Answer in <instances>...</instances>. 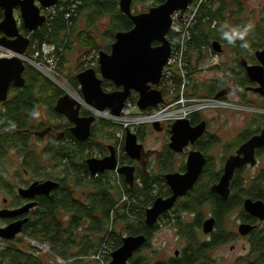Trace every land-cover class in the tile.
I'll list each match as a JSON object with an SVG mask.
<instances>
[{
    "label": "trees",
    "instance_id": "16d2710c",
    "mask_svg": "<svg viewBox=\"0 0 264 264\" xmlns=\"http://www.w3.org/2000/svg\"><path fill=\"white\" fill-rule=\"evenodd\" d=\"M119 1L60 0L57 7L54 8L55 13L48 15L47 22L30 34L31 43L32 45L49 44L62 47L64 52L59 56V65H64L65 53L70 47L71 37L77 29L79 18L84 17L86 11L89 25L92 26L96 25L100 19L110 18L111 22L107 35L115 42L117 32H125L133 28L131 20L121 13ZM139 1L142 0H134V2ZM152 1L157 4L162 3L160 0ZM243 12V0H203L197 9L193 25L189 29L191 40L188 42L184 60L187 92H193V96L200 97L199 93L204 92L208 98H217L228 85L226 80L228 77L225 75V78L214 80L200 88L198 85L194 86L193 90H190L193 77L197 73V65L204 60V53L208 50L212 54L215 53L212 49L213 42H220L222 47L231 46L235 50L234 54L237 60L242 59L249 52L254 53V57L251 56V58H253L252 61L255 60V52L260 50L261 48H258L264 44V19L246 37L249 43L248 49L241 48L242 42L240 40H236L235 44H230L222 37V29L227 31L247 24L240 20V15ZM67 15L70 17L67 18ZM21 26L24 28L23 24ZM27 32L29 33V31ZM93 33L87 31V38L91 40L87 54L91 52V57L101 52V46L94 42ZM177 36L171 31L168 34L171 41ZM111 44L104 46L107 52L111 50ZM193 54H196L195 60L192 59ZM28 55L33 54L28 53ZM86 60L91 63L96 61L95 58ZM243 60L245 59L238 60L235 70L229 75V79H233L235 84L240 86L249 81L245 75V68L241 65ZM26 66L27 84L23 88L17 89L18 93L7 102L8 110L0 116V159L3 157L1 155H6L7 152H13L15 149L20 154L41 155L43 153L44 159L48 156L54 161L56 167L62 168V172L55 179L60 182V187L54 190L51 195L43 196L41 208L36 210L30 223L22 231L23 235L33 242L34 246L28 244L30 249H27V246L26 249L18 247L16 244L18 236L11 240L1 241L0 264H57L45 259L43 253L40 252L41 249L39 251L35 246H47L52 257H60L65 261L71 260L70 264H87L93 256L100 253H102L101 261L92 260V264H110L112 253L123 244L122 234L117 230L119 224L122 226L123 233L125 232L127 235L145 234L149 241L152 238V233L159 231L162 226L175 225L177 216L174 213L168 215L167 220H163L161 225L156 224L148 227L145 224L147 209L143 208L142 204L147 202L151 206L156 198L165 196L168 186L164 177L143 179L138 175L135 178L134 186L130 187L126 183L125 177L119 173L106 171L92 175L89 172L86 164V160L89 159L87 151L91 152L96 149L100 153L108 154L105 153L106 150L108 152V147L115 143L116 132L113 133V130L118 128L115 123L102 118L98 119V123L92 126L90 138L85 142L75 139L71 133V127L65 136L71 140L70 144H67L66 140L55 141L48 144L42 152L38 151L36 146H31L29 130H34V125L38 126L37 130L45 128V124L36 122L37 119L30 115L31 112L33 110L39 112L41 105L48 104L49 111L62 119L63 117L54 111V105L64 93L58 87H54L49 79L40 75L36 69L27 64ZM96 68L99 70L98 61ZM183 82V77L175 72L174 85L176 90L181 87ZM71 83L78 87L76 78L71 77ZM102 88L106 92H112L116 89L114 84L107 80L103 81ZM158 88L160 89V87ZM163 93L166 96L164 91ZM47 94L52 98L46 99ZM130 99L137 101L138 94L135 93ZM47 101L49 103H46ZM87 115L91 116L92 114L85 108L82 109V116L87 117ZM13 124L15 127H12ZM66 124V127L73 126L70 123ZM112 128V132H107ZM98 132L103 134V142L98 140ZM38 159L35 158V161L33 159L28 160L31 168H35L31 164V160L40 166L36 162ZM129 160L130 158L125 155L120 161V165H129ZM5 178H2L3 182H0V188L5 187ZM261 180V178H251L247 181L242 174L236 175L232 183L234 195H231L227 200L221 199L210 192L208 186L203 185L204 188L194 191L195 195L184 205V212L195 213L194 205L197 206L198 211L200 206L210 203L213 208L219 207L218 212L222 214L224 204L227 207L223 213H227L233 203L236 204L235 207L241 206L242 201H244L243 195L249 194L254 199H263L262 195H256L261 192L259 191L262 184ZM215 181L214 178L210 179L211 183ZM247 183L248 188L244 190L243 186ZM124 195H127L130 200L123 201ZM217 218L220 221L221 217L217 216ZM130 222L139 223V227H134ZM183 234L188 241L193 239L195 243L197 242L198 247L194 248V245L188 244L180 257H172L168 261H153L151 258L141 255L143 248H140L141 250L135 252L128 264H184L186 260H190L192 263L198 262L201 258H205L208 250L218 245L221 246L227 238V235L221 233L220 240L200 243L196 239L195 230H192L189 224L184 229ZM145 246L149 247V243ZM245 260L244 264H264V233L253 239L252 250L245 257Z\"/></svg>",
    "mask_w": 264,
    "mask_h": 264
},
{
    "label": "water",
    "instance_id": "95a60500",
    "mask_svg": "<svg viewBox=\"0 0 264 264\" xmlns=\"http://www.w3.org/2000/svg\"><path fill=\"white\" fill-rule=\"evenodd\" d=\"M60 0H0V9L4 12V19L0 22V49L16 54L13 57L0 58V102H6L12 84L16 87H23L26 80L23 76L27 66L23 59L27 49L31 45V40L20 32V25L29 32H34L46 23V17L41 14V7L51 8L56 6ZM162 3L150 8L148 12L134 13V0H120L119 8L121 13L126 15L133 23V28L128 31H119L115 34V42L111 45V51H101L98 53L99 70L89 68L79 73L76 78L80 84L83 99L86 105L92 109L109 113L120 117L127 100L138 94L137 105L142 111L156 108L164 103V96L159 87L163 71L171 57V44L168 34L173 24V15L178 13L182 19L188 6L193 0H160ZM19 9V21L15 17V10ZM20 22V23H19ZM158 43V45H154ZM212 49L217 54L223 53L222 44L218 41L212 43ZM255 57L259 64L252 65L243 61L246 75L250 82L256 83L259 87L249 88L255 93L264 96V48L255 52ZM111 81L117 91L106 92L102 88L103 81ZM81 103L71 97L65 91L64 95L57 100L54 111L64 116L72 124L71 133L80 142L87 141L92 134V126L97 121V117L81 116ZM204 123L195 127V130L188 129L189 120H178L173 126L171 133L170 148L174 152H181L188 146L189 140L194 141L199 138L204 131ZM156 132H161L160 124H154ZM189 130V131H188ZM188 132V133H187ZM186 143L184 140H186ZM264 140V130L259 137L252 138L245 146H242L239 156L231 157L225 164L224 174L219 182L211 186V191L223 199L230 196L231 182L236 171L245 164L251 163L255 166V159L252 160L253 150L260 146ZM109 156L102 160L88 159L86 164L92 175L105 171H114L117 168L114 148L108 147ZM125 152L132 161L140 162L147 157L144 146L139 143L135 132L127 130L125 140ZM244 152L245 157L240 154ZM252 153L250 157L248 154ZM205 165V158L199 152H191L185 174H167L164 178L172 191V196L168 199L158 198L153 206L146 210V223L152 227L158 218L170 211L177 200L187 195L194 188ZM118 172L125 177L126 183L133 187L135 184V167L125 165L119 167ZM59 183L55 181L36 182L28 189H20L19 194L25 198H34L38 195H48L53 190L59 188ZM36 203L28 204L17 210H4L0 217L18 216L27 213ZM244 208L253 217L264 220V202L262 200L246 199ZM27 219L15 222L5 228H0V237L3 239H14L23 230V225ZM215 220L212 218L204 223V231L209 234L214 229ZM254 227L244 225L240 232L248 234ZM147 242L145 235L128 236L123 238L122 246L111 255L110 264H128L135 252L142 248Z\"/></svg>",
    "mask_w": 264,
    "mask_h": 264
},
{
    "label": "flooded vegetation",
    "instance_id": "af4514ba",
    "mask_svg": "<svg viewBox=\"0 0 264 264\" xmlns=\"http://www.w3.org/2000/svg\"><path fill=\"white\" fill-rule=\"evenodd\" d=\"M19 12H20L19 9H16L15 10V16ZM19 16H20V14H19ZM3 19H4V12L2 9H0V22ZM27 31H26V29L22 28V26L20 25L21 34H23L25 37H27L31 40L30 34L32 32L28 33ZM1 36H2V34L0 33V37ZM31 49H32V43L29 46V48L27 49L26 54L30 53ZM224 51L225 50L223 47V52ZM5 55H11V54L6 53V52L1 53V56H5ZM256 62H257V59H256ZM241 65L243 66V62L241 63ZM26 71H27V68H26L23 76H24V78L26 80V84H27V78H26V74H25ZM228 78H229V76H228ZM230 81H231V79H230ZM250 83L252 84V86L251 85L245 86L244 89H245V91H248V92H254L253 90H248L247 88H250V87L256 88L259 85L256 83H252V82H250ZM230 85L232 86V88H234V84L228 83V89L230 88ZM23 87H16L12 84V86L10 87V92H9V96H8L7 101L6 102H0V116L6 110H8L9 106H8L7 102L14 95H16L18 93L17 89H21ZM241 87L242 86L236 84V88L238 90H242ZM67 89L69 90V88H67ZM117 90H119V88H116L114 91H117ZM246 95H247L246 93H242V96H241L242 98L240 100V104L244 103V99H245ZM62 96H60V97H62ZM77 97L83 102V99L81 97H79V96H77ZM262 97L264 98V96H262ZM216 99H220L224 102L231 103L226 92L220 93ZM57 100L55 102V105L57 103ZM55 105H54V107H55ZM233 107L236 109H241L238 106H233ZM218 110H221V111H218ZM207 111H209V110H207ZM214 111L215 112H207V113L206 112H200L196 115L194 114L189 119L191 126L188 129H190V131L195 130L194 128L201 125L202 123L205 124L204 125V131H203V134L194 141V143L192 140H189L188 146L184 147L183 150L179 153L174 152L170 148L171 137H173L171 130H172V126L174 123L168 122V123H164V125H160L162 128L161 132H164L167 136L166 144L164 145V147H162L160 149H153V154L149 160L147 159V157H144L143 159H141L140 162L132 161L130 159L129 165L135 167V171H134L135 178L138 175H140L143 179H147V178L165 177L167 174H173V173L185 174L187 172V164H188L190 153L191 152L201 153L203 155V157L205 158V165H204V168H203L201 175L199 176L198 181L194 185V188L192 190H190L186 196L179 198L177 200V202L175 203L174 207L170 211H168L167 213L162 214L158 218V220L156 221V223L154 225H156V224L161 225L160 223L163 220H167L168 215H170L171 213H174V215L177 216V218L175 219V225H172V226L168 225V226L173 227L175 229V231L178 233V235H180L182 237L183 236L186 237L183 234V231H184V229L187 228V225L189 224L191 226L192 230H195L196 239L199 240L200 243L201 242L209 243L211 241L220 240L221 233H223V234L227 235V238H226V242L224 244H222V247L230 245L235 240L241 239V240H247L248 242H250L251 243V250H252L253 239L259 237L261 234L264 233V220L261 221L258 218L253 217L249 212H247L244 208V202L246 199H252L254 201L262 200L264 202V185H263V179H262L263 177L262 176L259 177L262 179L261 180L262 181L261 187H259V191H261V192L259 194H256V195H262L263 199H254L253 197H249L248 195H243L242 199L244 201H242L241 206L235 207L236 204L233 203L232 206L229 208V211L227 213H223L227 207L226 204H224V207L222 209L223 210L222 214H219V212H218L219 207L213 208V206L210 203H206L205 205L200 206L198 211H197V206L194 205L195 213L192 212L190 214V216L192 217L191 222L185 221L183 218V214L185 213L184 212V205L188 202V200H190L191 197H193L195 195L194 191H196L197 189H199V190L203 189L204 187H202V186L205 185V186H208L209 191L212 192L211 186L219 182L220 178L224 174V167H225L226 162L231 157L239 156V152L241 151L242 146H245V144H247V142H249L252 138L261 136L262 132L264 130V115H261V116H257L252 121L249 118V120L246 121V124L250 123L249 126L246 127L244 130H242L237 135L236 128L232 122L235 112L228 111V110H222V109H217ZM204 113H206V114H204ZM52 115L60 120V118L57 115H55V114H52ZM58 115H60V114H58ZM80 115L82 116V109H81ZM60 116H62V115H60ZM89 116L90 115H87V117H89ZM62 117H63L61 119L62 123L60 122L59 125L45 124V123L41 122L42 124H45V128L40 129V130H37L38 126L34 125L35 129L29 130L31 137L33 135H35L40 140H48L49 141L48 144L54 143L55 141L60 142L63 140H66V143L70 144L71 140L66 138L65 136L68 132L67 130L68 129L70 130V128L72 126L66 127L67 126L66 123H69V122L64 116H62ZM258 118H261L262 124L261 125L258 124V127H256L253 124V121L257 120ZM98 119H101V118L97 117L96 122H98ZM252 126L254 127V129ZM152 128H153V126H152ZM161 132H156V133L160 134ZM54 133H56L55 136H54ZM187 140L188 139L184 140V142H182V143H186ZM0 142H1V140H0ZM261 143L262 144L260 146L255 147L253 150V157L254 158H252V160L255 159L254 160L256 163L255 166H253L251 163L245 164L244 166H242V168H240L236 171L235 176L238 174H242L245 170H247L249 168L255 169L257 167V164L259 161V156L264 152V140ZM31 146H36L37 150L40 152H42L45 149V148H39L38 149L37 145H31ZM110 146L112 148H114V150H115L114 143ZM9 152H11V151H9ZM9 152H7V154ZM13 152H15L20 157V167L21 168L16 169V172L13 175H11L9 173V170H7V169L5 170L4 173H0V182H3L2 178L6 177L5 181H4L5 187L0 188V191H2L4 193L3 199H2L3 203H2V206H0V213L3 212L4 210H8V211L9 210H17V209H20V208H22L28 204H31V203H36L37 205L35 207L31 208L27 213H24L22 215L11 216V217H0V228H5V227H7V226H9L15 222L27 219V222L23 225L22 231H24V227L30 223L33 214L36 212V210L41 208L40 204H41V201L43 199V196L51 195L54 190L48 195H38L34 198L22 197L19 194V190L20 189H28L32 184H34L36 182L43 183L46 181H55V182H58L60 185V182L55 180V179L62 172V168L56 167L54 161H52L50 158H48V156H46V158L44 159L43 153L41 155H31V154L29 155L26 153H21V154H23V155H21L20 152H17L16 149ZM105 153H108V154L105 155V154L101 153V155H103V156H109L110 155L109 150H108V152L106 150ZM7 154L1 155L3 157H1V159H0V166H1V162L7 158ZM248 155L251 157L252 153H250ZM216 157L219 158V161H218V162H220L219 167H217V165L214 163ZM240 157L241 158L245 157L244 152H241ZM35 158H39L38 160H36V162L39 163L40 166H38V164H36L34 162ZM30 159L34 160V161L31 160V164L33 166H35V168H31L30 164L28 163V160H30ZM116 161H117V157H116ZM6 164H8V161L6 162ZM211 178L216 179V181L211 183L210 182ZM233 180L231 182L230 196L229 197H231V195L232 196L234 195V193L232 192ZM167 186H168V184H167ZM243 189L246 190L244 187H243ZM172 194L173 193H172L170 187L168 186L166 189L165 196H160L159 198L168 199L172 196ZM156 199H158V198H156ZM221 199H223V198H221ZM227 199H224V200H227ZM152 206H153V204L150 207H152ZM203 208H206L207 211H203ZM216 215L221 217L220 221H218V218ZM212 218L215 220L214 229L211 233L206 234L204 231V223L207 220H210ZM231 220H233L232 226L230 223L229 224L226 223V221H231ZM130 224L134 225V227H136V228L139 227V223L130 222ZM145 224L147 225L146 218H145ZM244 225L252 226V227H254V229L252 231H250L248 234L243 235L240 232V229ZM168 226H164V227H168ZM221 226H222V228H221ZM148 227H150V226H148ZM156 233L157 232L152 233L153 235H152V238L150 241L145 234H137V235H132V234L127 235L126 234V236L124 234V235H122V237L124 238V237H128V236L145 235L147 238V242L145 243V245H147V243H149V246H151L152 241H153ZM22 234L23 233L21 232L17 236L22 235ZM201 238L204 239V241H201ZM4 240H7V239H3L0 237V241H4ZM190 240H192V241H190ZM190 240L188 241V244H190L191 246L194 245V248H197L198 243L197 242L195 243V241L193 239H190ZM186 243H187V241H186ZM220 248H221V246L218 245V246L214 247L213 249L208 250V252L206 254H208L209 252L217 251ZM230 250L233 252L236 250V247L234 245H232L230 247ZM251 250H250V252H251ZM156 252H158V251L156 250ZM176 255H178V252H176ZM201 260H202V258L199 261H201ZM215 263L221 264L218 261H215ZM215 263H213V264H215ZM184 264H195V262L192 263L190 260L189 261L186 260ZM199 264H207V263L200 262Z\"/></svg>",
    "mask_w": 264,
    "mask_h": 264
},
{
    "label": "rangeland",
    "instance_id": "374dc122",
    "mask_svg": "<svg viewBox=\"0 0 264 264\" xmlns=\"http://www.w3.org/2000/svg\"><path fill=\"white\" fill-rule=\"evenodd\" d=\"M159 5H160L159 3L157 4L156 2L152 0H142L139 2H133L132 9L134 13L138 14V13L148 12L150 8L157 7ZM243 7H244V12L243 14L240 15V20L246 22L247 24L252 23L254 27L258 25L259 23H262V20L264 19V0H243ZM19 14L20 12L16 14L15 16L18 19V21L20 17ZM110 22H111L110 18L105 17L103 19H100L96 25L95 24L93 26L89 25V20L87 19V11L84 17L79 18L77 27H76L77 29L74 32L73 36L71 37V41L69 43L70 47L66 50V53H65V64L62 66L59 65V61H57V59L52 55L48 57L47 63H44V65L47 66L48 69L51 70L53 75L56 78H58V80H56L55 82L50 80L48 77L44 75L45 72L43 71L42 68L38 70L32 63H26V64L36 69L38 73L42 75L43 77L49 79V81L53 84V86L58 87V89H60L63 93H65L67 88H69L73 92V94H76L83 99L82 91H81L78 80H77L78 87H75L73 83H71V77L76 78V76L79 73L83 72L84 70L88 68H93L97 70L96 68L97 66L92 67L91 63L87 62L86 60V59L95 58L98 61V54H96V56H93V57H91L92 56L91 52L87 54V51L90 49L89 43L91 42V40L87 38V31L94 32L93 33V36L95 37L94 42L97 45L101 46V51L107 52V49L104 46L107 44L114 43V39L112 40L107 35L108 33L107 30L109 28ZM223 47L225 51L222 54H218V55H216L215 53L212 54V52H210L209 50L204 53V60L201 61L197 65V73L193 77V82H192V85L190 86L191 91L193 90L194 86L196 87L198 85L200 88L204 86L205 84L212 83V81L214 80H220L222 78H225L226 76L228 77L232 73V71L235 70L236 65L238 64V60L241 61L242 59H245L249 62V64H253V65L259 64L258 61L256 62V59L252 61L253 58H251V56L254 57V53H250V52L246 53V55L243 56L242 59L239 58L237 60V57L234 54L235 50L231 46L225 45ZM260 48L263 49L264 44L262 47H259L258 49ZM110 49H111V46H110ZM35 50H38V48L31 49L30 54L34 55L36 53ZM2 52L3 50H1V53ZM192 57H193L192 59L195 60L196 54H193ZM37 60L42 61L39 58H37ZM226 80L228 83L234 84V88H232V86L230 85V88L228 89V85H227L223 93L225 92L227 93V96L229 97L232 105L238 106L241 109H236L233 107L232 109H222V110H228V111L235 112L232 122L236 128L237 135H238L242 130H244L246 127L249 126L250 123L246 124V121H248L249 118L252 121L257 116L264 115V107H263L264 98L261 95L256 94L254 92L245 91L244 89L245 86H248V85L252 86V84L249 81L245 83L244 85H242L241 87L242 90H238L236 88V84L233 79H231V81L229 78ZM61 84H64L66 87L64 86L65 87L64 88L63 86H61ZM156 88L159 89L158 87ZM247 89L251 90L249 88ZM161 91L163 93L164 90L161 89ZM179 93H180L179 95H181V92ZM242 93H246L247 95L245 96L244 103L240 104ZM192 94L193 92L189 93L187 91L183 93L184 98L190 101V104L193 103L191 100H198L199 98L201 100V98H205V97L208 98L204 92L199 93L200 97L193 96ZM133 95H135V93H133ZM163 96L166 97L164 93H163ZM51 98L52 97L49 94L46 95V99H51ZM209 99H216V98L212 97ZM169 101L170 100L167 97V102ZM46 103H49V101H47ZM84 108L87 110V105L82 106V109ZM218 111H221V110H218ZM204 112L207 113V112H215V111L209 110V111H204ZM94 116L98 117V115H94ZM36 122H43L45 124L59 125V123L61 122V119L59 120L55 116L52 115V113L49 111V107L47 104V105L40 106L39 117L37 118ZM97 123L98 122H95L94 124H97ZM154 124L164 125V122H161V121L154 122ZM154 124L140 126L136 130H133V132H135L138 136L139 143L144 146V149L146 152H149V155L147 156L148 160L153 154V149H160L164 147V145L166 144V138H167L166 134L164 132H161L160 134L156 133L154 129L152 128ZM253 124L256 127H258V124L261 125L262 124L261 118L254 120ZM116 125L118 126V128L120 127V125L118 124ZM116 128L114 130L113 128L111 130H107V132L109 131L112 132L113 130V133H114L118 130V128L117 129ZM55 135L56 133H54V136ZM97 137L99 141L103 142V134L101 132L97 133ZM48 143H49L48 140H40L35 135L31 137V144L37 145L38 149L45 148L46 146H48ZM7 161H8V164H6ZM218 161H219V158L216 157L214 163L217 165V167L220 166V162ZM19 168H21L20 167V157L15 152H9L7 154V158L1 162L0 173H4L5 170L7 169L9 170V173L13 175L16 172V169H19ZM242 176L247 181H249L251 178H259L262 176L263 185H264V152L259 156L257 167L255 169L249 168L245 170L242 173ZM243 187L247 190L248 183L244 184ZM3 194L4 193L0 191V206H2V203H3V200H2ZM247 195L249 196V194ZM149 205L150 204H148L147 202H144L142 204V207L148 209L150 208ZM203 211H207V209L203 208ZM183 218L185 221H189V222H191V219H192L190 214L186 212L183 214ZM232 221L233 220L226 221V223L227 224L230 223L232 226ZM117 230L120 234L122 235L125 234L126 236V233L125 232L123 233L121 224L118 225ZM16 239H17L16 244L20 248L22 247L26 249V246H27V249H30V246L28 247V244H30L31 246H34L33 242H31L23 234L19 235ZM201 241H204V239L201 238ZM1 243L2 242L0 241V246L2 245ZM187 245H188V240L186 237L184 236L182 237L178 235V233L175 231L173 227L163 226L159 231H157L156 235L154 236L151 246L143 247L141 251V255L151 258L153 261H168L172 257L174 258L180 257L182 255L184 248L187 247ZM232 245L236 247V250L233 252L230 250V247ZM46 247L45 246H41V247L35 246V248H37L39 251L42 248L40 252L43 253L44 258L47 259L48 261L56 262L57 264H70V262H72L71 260L65 261L61 259L60 257L58 258L52 257V255L49 254V251L46 249ZM156 250L158 252H156ZM250 250H251L250 242H248L247 240L238 239V240L233 241L230 245H227L225 247H222L221 245L220 249L214 252H209L208 254H206L205 258H202V260L199 261L198 263L195 262V264H199L200 262H205L207 264H213L215 263V261H218L221 264H244L246 262L245 257L248 256V254L250 253ZM176 252H178V256H176ZM93 257L91 258L92 260L98 261L97 259H94ZM92 260H90L91 263L87 262V264H92Z\"/></svg>",
    "mask_w": 264,
    "mask_h": 264
},
{
    "label": "built area",
    "instance_id": "2783aa9c",
    "mask_svg": "<svg viewBox=\"0 0 264 264\" xmlns=\"http://www.w3.org/2000/svg\"><path fill=\"white\" fill-rule=\"evenodd\" d=\"M202 1L203 0H193L192 3L188 6L182 19H180L178 13L174 14L172 17L173 24L171 27V32H173L174 35L178 36L174 37L172 41L170 40L172 48L171 57L168 61V64L164 68L163 78L159 85L160 89L164 90L166 93V97H164L163 104H160L156 108H151L147 111H142L137 105L138 99L136 101L129 98L125 104V107L120 117H115L109 113L98 112L87 105V111H89L92 115H98V117L104 120L120 125V127L115 133L114 151L115 156L117 157V168L113 172L119 173L117 169L119 167H122L120 165V161L125 155L127 156L125 152V140L127 130H131L133 132V130H136L140 126L152 125L154 124V122L160 121L164 123H175L178 120H189L194 114L207 110L233 108L234 105H232V103L224 102L220 99L201 98L200 100L199 98L198 100H191L193 103L190 104V101L186 100L183 95V93H185L188 88L185 82L184 60L188 49V42L191 40V34L189 29L193 25L195 14L197 13V9L201 5ZM55 7H57V5L49 9L40 6L41 14L46 17V22L48 19V15L55 13ZM67 16V18L70 17V15ZM34 48H38L34 55H28L27 53L24 56L19 57L23 59L25 64L32 63L37 69L38 67L42 68L45 74L43 72L42 73L50 80L54 81L55 76L53 75L51 70L44 65V63H47L48 57L51 55L54 56L57 61H59V56L64 52V49L62 47L59 48L55 45L49 44L32 45V49ZM1 50L2 49H0V58L13 57L16 55L11 52L12 55L1 56ZM37 57H39V59L43 62L37 60ZM91 66H97V59L95 62L91 63ZM175 72L179 73L184 79L183 84L177 90L174 85ZM179 92H181L182 96L179 95ZM167 97L170 100L169 102H167ZM87 153L89 154V159L102 160L106 157L101 155V153L96 149L92 150L91 152L87 151ZM128 200H130V198L127 195H124L123 201ZM93 258L97 259L98 261H101L102 253L97 254L96 257L94 256Z\"/></svg>",
    "mask_w": 264,
    "mask_h": 264
},
{
    "label": "clouds",
    "instance_id": "9594fccd",
    "mask_svg": "<svg viewBox=\"0 0 264 264\" xmlns=\"http://www.w3.org/2000/svg\"><path fill=\"white\" fill-rule=\"evenodd\" d=\"M227 27V26H224ZM254 25L252 23H248L240 28H232L230 30L224 31L222 29V37L223 39L227 40L230 44H235L236 40H240L241 43V48L243 49H248L249 48V43L247 42L246 37L249 35V33L253 30ZM33 118H38L39 117V112L33 110L30 114ZM12 127H15L13 124ZM41 247V246H39ZM46 247V246H45ZM46 249L49 248L46 247Z\"/></svg>",
    "mask_w": 264,
    "mask_h": 264
},
{
    "label": "bare ground",
    "instance_id": "6f19581e",
    "mask_svg": "<svg viewBox=\"0 0 264 264\" xmlns=\"http://www.w3.org/2000/svg\"><path fill=\"white\" fill-rule=\"evenodd\" d=\"M4 52H6V53H10V54L12 55V53H11V52H8L7 50H4ZM38 69H41V68L38 67ZM56 80H58V78L55 77V80H54V81H56ZM59 85H60V84H59ZM61 86L64 87L65 85H64V84H61ZM64 88H65V87H64ZM64 88H63V89H64ZM69 90H70V89H69ZM69 90L67 89L66 91L70 93V95H71L72 98H74V99L77 100L79 103H81V106H86L84 100H83V102H82V101L77 97L78 95L76 96V94H75V95L72 94L73 92H72L71 90H70V91H71V92H70Z\"/></svg>",
    "mask_w": 264,
    "mask_h": 264
}]
</instances>
